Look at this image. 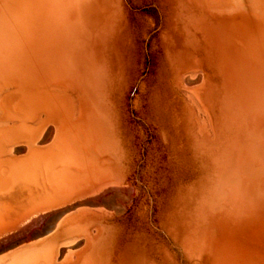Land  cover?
<instances>
[{
	"label": "rangeland",
	"instance_id": "rangeland-1",
	"mask_svg": "<svg viewBox=\"0 0 264 264\" xmlns=\"http://www.w3.org/2000/svg\"><path fill=\"white\" fill-rule=\"evenodd\" d=\"M23 210L29 264H264V0H0Z\"/></svg>",
	"mask_w": 264,
	"mask_h": 264
},
{
	"label": "bare ground",
	"instance_id": "bare-ground-1",
	"mask_svg": "<svg viewBox=\"0 0 264 264\" xmlns=\"http://www.w3.org/2000/svg\"><path fill=\"white\" fill-rule=\"evenodd\" d=\"M227 11V10H226ZM12 88V87H11ZM5 89V88H4ZM8 89V88H7ZM12 107V106H11ZM83 108V107H82ZM11 109H13V108H11ZM1 111H2V108H1ZM85 111V110H84ZM77 112H79V111H77ZM87 113V112H86ZM4 122V121H3ZM5 123H9V122H5ZM7 125V124H6ZM4 126V125H3ZM48 127V126H47ZM46 127V128H47ZM49 127H50V125H49ZM51 129H53V128H51ZM46 130V129H45ZM3 132V131H2ZM44 134V133H43ZM45 135V134H44ZM45 137H46V135H45ZM42 138V137H41ZM56 138V137H55ZM54 138V139H55ZM38 141H40V139L38 140ZM37 141V142H38ZM44 141V140H43ZM48 141V140H47ZM41 143H42V141H41ZM10 146V145H9ZM14 146V145H13ZM21 145H19V146H17V149H19L18 147H20ZM13 148H16V147H13ZM26 148V147H25ZM17 149H15L16 151H17ZM11 150V149H10ZM19 151V150H18ZM22 152V151H21ZM102 152V151H101ZM6 154H8V153H6ZM10 154V153H9ZM107 162V161H106ZM27 171V170H26ZM96 196V195H95ZM90 197H92V196H90ZM100 198V197H99ZM106 198V197H105ZM93 199V198H92ZM83 200V201H82ZM81 200V205L84 203V204H86L85 202L87 201V204H88V200H86V199H82ZM86 200V201H85ZM92 201V200H91ZM90 201V202H91ZM77 202V201H76ZM80 202V200L77 202V203H79ZM89 202V204L88 205H90V206H92L91 205V203ZM98 202V201H97ZM76 204V203H75ZM83 204V205H84ZM72 205L74 206V203H72ZM72 205H71V208H73L72 207ZM79 205H80V203H79ZM80 205V206H81ZM97 206H98V204H97ZM76 207V206H75ZM96 207V206H95ZM63 208H67V207H62V210H63ZM70 208V207H69ZM70 208V209H71ZM79 208V207H78ZM56 211L58 210V209H55ZM39 211V210H38ZM64 211V210H63ZM74 211H76V210H74ZM96 211V210H95ZM98 211V210H97ZM57 214H58V212H56ZM55 213V214H56ZM55 214L53 215V212H52V217L53 216H55ZM56 214V215H57ZM28 217H29V214L25 211V210H23V211H18V212H15V214L14 213H12L11 214V212L10 213H6V214H4V215H2V216H0V241L2 242V241H4L1 245L2 246H0L1 248H0V253H2L1 254V256H0V264H29L28 263V259L31 257L30 256V254H29V252L27 251V250H29V248L32 246V245H34L36 242H41V240H38V241H34V242H31L30 241V239H32V238H34V236H36V234L35 233H33V234H35L32 238H30L29 236H28V234H27V232L29 231V232H33V231H31V230H28L27 231V229H26V227L27 226H25L26 225V221H27V219H28ZM38 217V216H37ZM49 217V216H48ZM47 217V218H48ZM51 217V218H52ZM58 217V216H57ZM41 218H43V217H40V220H41ZM45 218V217H44ZM43 220V219H42ZM51 220V219H50ZM55 220V219H54ZM53 221V220H52ZM56 221V220H55ZM80 221V220H79ZM78 221V222H79ZM36 222V221H35ZM45 222V221H44ZM49 222V221H48ZM33 223H34V221H33ZM31 224H32V222H31ZM30 224V226L28 225V227L27 228H31V225ZM44 224V223H43ZM42 224V225H43ZM99 225V224H98ZM39 226V225H38ZM51 226H53V225H51ZM92 226H94V225H92ZM41 227V226H40ZM34 228V227H33ZM36 228H38V227H36ZM91 228H93V227H91ZM50 229V228H49ZM56 229L57 230H59V222L56 224ZM90 229V228H89ZM38 230H40V229H37V231H36V233L38 232ZM86 230V228L83 230V232H86L85 231ZM98 230V229H97ZM41 232V231H40ZM39 233V232H38ZM92 233V232H91ZM86 234H87V232H86ZM39 235H41V234H39ZM39 235H37V236H39ZM88 235V234H87ZM93 234H91V236H92ZM89 236V235H88ZM88 236H87V238H88ZM86 237V236H85ZM90 237V236H89ZM99 237V236H98ZM19 238V239H18ZM36 238V237H35ZM34 238V239H35ZM85 239V238H84ZM83 239V241L85 242V240ZM89 239V238H88ZM87 239V240H88ZM91 239V238H90ZM89 239V240H90ZM94 239H95V237H94ZM88 240V241H89ZM91 240H93V237H92V239ZM90 240V242H87V243H85V244H87L86 246H90V243H91V245L93 244V241H91ZM14 241H16L15 243H13ZM10 243V244H9ZM89 243V244H88ZM4 244V245H3ZM82 246H84V245H82ZM88 248V247H87ZM87 248L85 249L84 248V250H83V252H81V255L82 254H84V253H86L85 251L87 250ZM59 249V248H58ZM89 249V248H88ZM77 250V249H76ZM58 251H60V250H58ZM88 251L89 250H87V253H88ZM19 252H25V254L24 255H22V256H19V255H17ZM61 252V251H60ZM66 252V251H65ZM68 252V251H67ZM71 253V252H70ZM86 253V254H87ZM39 254V253H38ZM80 254V253H79ZM66 255V254H65ZM67 255H69V254H67ZM71 255H72V253H71ZM74 255V254H73ZM88 255H89V253H88ZM87 255V256H88ZM58 256H59V254H58ZM57 256V257H58ZM61 256H63V255H61ZM75 256V255H74ZM77 256V255H76ZM84 258H85V255H82ZM80 257V258H78L79 257V255H78V257H75V261L77 262V261H80V263H82L81 262V258H82V260H84V258L83 257ZM70 257H72V256H70ZM45 258V257H44ZM47 258V257H46ZM60 258V257H59ZM58 258V259H59ZM74 258V257H73ZM76 258H78V259H80V260H77ZM89 258V257H88ZM64 259V258H63ZM86 259V258H85ZM44 260H47V259H44ZM65 260V259H64ZM63 260V261H64ZM70 260H71V258H70ZM87 260V259H86ZM85 261V260H84ZM79 263V264H80ZM85 263H86V261H85ZM35 264H45V262L42 260V259H36V262H35ZM84 264V263H83Z\"/></svg>",
	"mask_w": 264,
	"mask_h": 264
}]
</instances>
